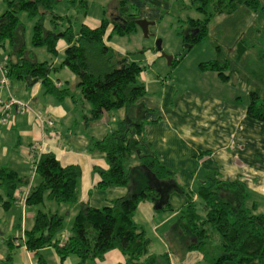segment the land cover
Wrapping results in <instances>:
<instances>
[{"label": "trees", "instance_id": "1", "mask_svg": "<svg viewBox=\"0 0 264 264\" xmlns=\"http://www.w3.org/2000/svg\"><path fill=\"white\" fill-rule=\"evenodd\" d=\"M62 1L87 13L89 0H3L6 10L0 15V52L6 51L5 61L12 79L40 81L46 93L64 99L69 89L54 84L49 75L51 64L28 56L25 25L20 15L25 12L36 20L32 35L35 47H46L56 54L59 33H62L67 47L61 66L76 75L78 86L90 103L91 109L84 116L86 123L126 109L117 128L102 139L92 138L90 148L106 154L108 168L97 169L102 177L99 185L124 186L128 188V194L101 208L81 204L72 233L64 241L60 238L63 216L38 209L34 226L25 233L26 247L37 252L51 246L62 261L76 255L79 258L77 264L102 261L113 249L126 257L124 262L116 264H158L159 257L168 260V254L158 256L150 252L151 239L136 222L135 213L144 201H152L159 211H171L170 197L177 192L188 197L174 230L187 237L184 250L203 251L209 264H264V212L244 203L247 193L240 180L224 182L212 172L206 185L190 191L179 182L176 171L162 164L157 154L139 141L148 125L156 122L146 119L150 110L140 103L148 93L141 79L145 68L107 44L110 28L123 36L140 28L136 23L138 14L131 11L129 0H116L119 10L116 18H104L96 27L82 23L77 29L68 23V15L58 12ZM173 1L185 5V0ZM189 3L200 16L186 20L187 28L182 36L187 46L209 36V24L216 16L226 15L219 26L228 23L223 28L227 31L224 34L230 35L231 26L238 27L233 37L226 35L224 38L231 45L224 49L217 44V57L200 62L199 68L217 73L223 81L237 74L245 78L250 94L246 113L264 124V46L252 61L254 44H248L250 37H245L250 17H264V0H189ZM46 19L50 23L48 27ZM258 38L264 44V35ZM7 46L8 50L5 49ZM134 158L139 164L131 165ZM36 173L39 183L32 186L26 198L29 206H40L46 199L59 204L79 201L80 166H63L54 154L41 153ZM21 182L15 171L6 167L0 170V189H6L10 197L14 198ZM226 190L237 191V197L226 196ZM38 262L46 264L40 255ZM2 264H12L11 254Z\"/></svg>", "mask_w": 264, "mask_h": 264}, {"label": "crops", "instance_id": "2", "mask_svg": "<svg viewBox=\"0 0 264 264\" xmlns=\"http://www.w3.org/2000/svg\"><path fill=\"white\" fill-rule=\"evenodd\" d=\"M129 1L138 4L143 11L146 2L150 1L155 7H147L151 9L150 12H145L146 15L139 17L150 21L161 20L163 17L160 7L168 6L164 0ZM3 10L0 6V14ZM90 11L87 8L84 24L96 27L107 18L105 10H101V16L98 14L99 17L96 19ZM220 17L222 18L216 24V28L222 24L226 15ZM68 23L73 25L71 21ZM73 27L77 29L79 26L76 28L73 25ZM231 27L230 32L237 26ZM113 34L110 28L108 46L119 54L127 56L128 60L134 59L133 56L127 55L128 50L111 41ZM66 47L67 42L62 37L57 42L56 54L42 47L47 54L56 56L51 61H48V58H44L43 61L51 64L49 75L57 87L69 89L72 85L76 86L78 91L81 88L78 86L76 75L67 67L61 66L62 62L56 61L61 51L65 54ZM28 56L40 61L34 52L29 51ZM0 63H6L5 55L0 56ZM52 70L63 72L66 81L54 78L51 75ZM204 75L209 77L220 91L211 92L205 85L196 89L189 86L180 87L177 84L175 86L169 80L158 95H153L149 93V84L154 79L149 75L146 76V81L143 79L149 92L140 103L150 110L146 114V119L156 122L148 125L146 132L139 137V141L150 151H154L162 164L176 171L179 182L190 191H197L200 186L206 185L208 176L214 172L219 180L224 182L240 180L244 184L247 193L244 199L246 205L251 192L260 195L261 201L253 200L250 205L256 206L258 212H264V124L251 118L246 113L248 104L239 102L237 94L231 95L228 88L230 85L241 90L243 88L241 84H245L249 91L244 81L246 79L239 74L233 78L231 76L226 81H223L217 73L215 76ZM236 78L240 82H237ZM68 91L69 94L64 99H58L46 93L40 81L33 82L26 78L12 79L10 91L0 88V97L8 99L12 95L28 103L33 110L42 112L53 122L52 126L41 127L36 124L34 114L26 112L15 114L7 125L0 124V170L4 167L9 168L22 179L21 185L14 193V198L8 195L6 189H0V264L10 254L12 264H39V255L46 264H77L79 261L76 255H70L62 261L51 246L37 252L31 251L22 241V236L34 226L36 211L39 209V206H29L26 203L27 192L31 190L29 187L32 188L39 183L38 175L32 169L31 150L34 146L38 153L54 154L63 166L78 165L81 168L78 184L79 201L71 206L58 204L59 206L48 210L62 215L63 221L66 218L74 221L81 204L101 208L128 194V188L124 186L99 185L102 177L97 169L108 168L106 154L99 149L90 148L92 138L102 139L111 130L117 128L119 121L125 117L126 109L110 112L99 121L87 124L84 116L89 113L91 106L84 108L80 104L81 97L76 99L74 93L71 94L70 89ZM137 161L134 158L132 161L134 163L131 165L139 164ZM26 183L30 185L27 186ZM225 195L234 198L237 197L238 192L226 190ZM7 201L10 202L5 203ZM169 202L171 211H159L152 201H144L140 203L135 213L136 222L143 227L151 239L150 252L158 256L167 253L170 264L180 262L209 264L204 258L203 251L184 250L187 247V237L174 232L188 197L176 192L171 195ZM70 235L67 231H62L60 238L64 241ZM16 238L19 239V244L15 243ZM125 260L126 257L121 251L113 249L102 261H88L85 264H116ZM168 260L159 257L158 264H168Z\"/></svg>", "mask_w": 264, "mask_h": 264}, {"label": "rangeland", "instance_id": "3", "mask_svg": "<svg viewBox=\"0 0 264 264\" xmlns=\"http://www.w3.org/2000/svg\"><path fill=\"white\" fill-rule=\"evenodd\" d=\"M164 1L167 2L168 6L160 7L163 18L161 20L155 21V24L149 26L148 36H146L144 34V31L141 28H139L133 33L126 34L124 36L120 35L117 32H114L111 41L115 42L117 46L125 50H128L127 55L133 56L135 61L137 60V62H139L144 66L145 69L141 75V79L142 80L144 79V81H146L147 75H149L151 79H154L149 84L150 92L148 91L153 95H158L160 93V90H163V87L166 84H168L169 80L175 86L177 84L180 87L189 86L196 89L198 87H203L202 85H205L206 89H210L211 92L220 91V89L214 86V82L211 79H209V77L204 75V74H214L215 76L216 73L212 71L205 72L201 70L199 68V63L202 61L204 62V61L213 60L216 57L217 44L219 46H222V48L224 49L228 48L231 45L228 40L224 39V35H226L224 33H226L227 31H223V28L227 26L228 23H225L226 25H222L221 27L216 28L215 27L216 24L219 23V20L222 18L220 16H216L211 20L209 24V28H210L209 36H205L202 40L198 41L194 45H191V47L187 46L188 43L186 44L185 40L183 39L182 32H184L185 29L187 28L186 20L188 18H197L200 16L198 11L195 10L193 7H191L189 0H185L184 6H182L183 3L179 4L177 1H173V0H164ZM115 2L116 0H89L88 8L91 10L90 14L94 16L96 19L99 17L98 14L101 16V10L102 11L105 10L106 12L105 17L109 19H111L112 17H116L119 10L116 11V7L118 9V3L115 4ZM130 4L131 5L129 7L131 8V11L132 12L135 11L138 14V17L146 15L147 12H150L151 9L147 7L150 6L155 7L152 4H150V1H147L143 11L138 4L133 2H130ZM0 6L3 7L4 9L3 12H1L0 14L2 15L6 10V5L3 2V0H0ZM58 12L62 15H68V18L76 28L80 26L82 23H85V12L80 11V9L76 7L71 6L66 1L60 2V5L58 6ZM20 17L25 25V40L27 44V50L30 51L31 53L34 52L40 61H43L44 58H48V61L53 60L56 56L50 53L47 54L44 48L35 47L32 44L33 28L36 20L29 18L25 12L21 13ZM249 20L250 22L245 27V32L247 33V36L245 37H250L248 44L249 43L254 44V46L251 48V53H252L250 57L251 60L252 58H255V55L264 46V44L258 40L259 39L258 37L261 38L262 35H264V17H260L259 19H257L256 16H253L250 17ZM45 24L47 27L50 26L48 19L45 20ZM237 28L238 27H233L230 33L231 37H233L235 30H237ZM254 35L257 38L254 39L253 37ZM158 40H161L162 42L161 52L158 51L157 49ZM8 48L9 47L7 46L5 49L8 50ZM5 53L6 51L0 53V56L4 57ZM162 53H165L169 56H173V59L170 64L168 58L162 56ZM149 56L151 57V59H149L150 58ZM152 56L154 57L152 58ZM64 57H65L64 52L61 51L56 61H59L58 63H61ZM134 59H131L129 61H134ZM173 60L174 63H172ZM58 71L59 70L57 71L52 70L51 75L56 79L61 78L64 79V81H66L64 78L66 77L64 73ZM10 80L12 83L11 76H10ZM236 81L240 82V80L237 78ZM241 85H243V88L241 90L228 85V88L231 92L230 94L232 95L233 93H236L237 100L239 102L242 101L243 104H248L250 101L249 91L247 90L245 84H241ZM69 89L71 94L74 93L76 99H80L81 97L80 104L84 108L85 106L87 107L90 106V103L84 98L80 89L76 91L77 87L72 85L69 86ZM25 185L29 186L30 184L26 183ZM253 200L261 201V196L254 192H251L250 199L247 200V205L249 207H252L250 205V202ZM58 204L59 203H56L54 201H49L46 199L45 203L39 206V209L47 211L54 208V206H59ZM61 204L62 205L60 206H65V205L71 206L73 203H61ZM65 215H67V212H65ZM73 223H74L73 220L70 221L66 218L63 221V231H67L68 234H71ZM209 252L210 254L213 253V251H209Z\"/></svg>", "mask_w": 264, "mask_h": 264}, {"label": "built area", "instance_id": "4", "mask_svg": "<svg viewBox=\"0 0 264 264\" xmlns=\"http://www.w3.org/2000/svg\"><path fill=\"white\" fill-rule=\"evenodd\" d=\"M9 71L10 69L7 63H0V88L8 89L10 91L11 80L9 76ZM26 112L33 113L36 119V124L38 123L41 127H43V125H53L51 119H49L46 115L44 116L42 112L33 110L28 103L16 99L12 95H10L8 99L0 97V124L7 125L11 122L16 113ZM31 152L32 169L34 172H36L41 153L35 151V146L32 148ZM29 189L31 188L29 187ZM27 194H29V192H27ZM22 241H24L25 243V235L22 236ZM15 243L19 244L18 238L15 239Z\"/></svg>", "mask_w": 264, "mask_h": 264}, {"label": "water", "instance_id": "5", "mask_svg": "<svg viewBox=\"0 0 264 264\" xmlns=\"http://www.w3.org/2000/svg\"><path fill=\"white\" fill-rule=\"evenodd\" d=\"M136 23L140 26V28L144 31V34L146 36L149 35V26L152 25V24H155V21H150L148 19H145V18H139L136 20ZM59 36L61 37L62 36V33H59ZM157 49L158 51H162V42L161 40H158L157 41ZM162 56L168 58L169 60V64L171 63L172 59H173V56H169L165 53H162Z\"/></svg>", "mask_w": 264, "mask_h": 264}, {"label": "bare ground", "instance_id": "6", "mask_svg": "<svg viewBox=\"0 0 264 264\" xmlns=\"http://www.w3.org/2000/svg\"><path fill=\"white\" fill-rule=\"evenodd\" d=\"M16 114H18V113H16ZM2 125V124H1Z\"/></svg>", "mask_w": 264, "mask_h": 264}]
</instances>
